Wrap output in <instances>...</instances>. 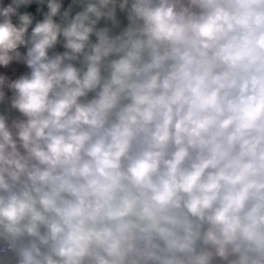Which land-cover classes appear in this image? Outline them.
I'll use <instances>...</instances> for the list:
<instances>
[{
    "label": "clouds",
    "instance_id": "clouds-1",
    "mask_svg": "<svg viewBox=\"0 0 264 264\" xmlns=\"http://www.w3.org/2000/svg\"><path fill=\"white\" fill-rule=\"evenodd\" d=\"M0 264H264V0H0Z\"/></svg>",
    "mask_w": 264,
    "mask_h": 264
}]
</instances>
